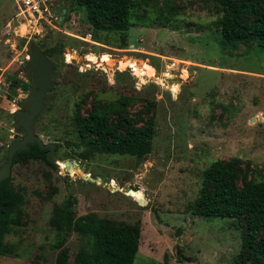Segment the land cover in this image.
<instances>
[{"label":"rangeland","instance_id":"obj_1","mask_svg":"<svg viewBox=\"0 0 264 264\" xmlns=\"http://www.w3.org/2000/svg\"><path fill=\"white\" fill-rule=\"evenodd\" d=\"M151 5L155 8L148 19L134 15L125 35L96 34L81 13L74 15L76 25L63 28L77 36L92 34L97 41L79 43L59 35L66 43L65 66L53 80L72 86L65 96L58 91L56 107L50 111L46 105L34 128L45 143L56 145L62 162L77 165L70 172L39 160L13 165L12 182L25 198L24 216L22 226L6 238L15 251L0 257V264H57L58 251L52 247L57 231L51 218L54 207L71 195L77 199V218L93 213L141 226L135 264H236L242 226L231 219L195 216L191 206L204 171L215 160L241 158L250 164L253 178L264 180V51L254 45L239 50L223 46L216 0H151ZM169 11L177 13L170 20L164 17ZM16 13L11 0H0V166L7 161L13 139L24 137L15 127L17 119L9 115L24 109L21 100L29 95L8 80L30 82L32 72L24 70L26 46L44 37ZM123 59L157 66L161 75H136L119 65ZM77 83L86 89L98 87L109 99L138 93L154 97L158 127L153 152L142 160L106 154L84 158L83 148L67 145L64 128L49 123L58 118L69 124ZM41 126L52 134H40ZM83 176L101 177L110 184L84 181ZM128 188L137 191L128 195ZM85 245L78 232L70 234L68 264H76ZM178 248L183 262L176 255Z\"/></svg>","mask_w":264,"mask_h":264},{"label":"trees","instance_id":"obj_2","mask_svg":"<svg viewBox=\"0 0 264 264\" xmlns=\"http://www.w3.org/2000/svg\"><path fill=\"white\" fill-rule=\"evenodd\" d=\"M71 1L70 12L83 14L96 34L125 35L134 25V15L148 19L147 13L155 8L151 0ZM216 3L217 26L223 46L239 50L242 45H254L264 51V0H216ZM176 15L169 11L164 17L170 20ZM50 37H44L37 44L42 45ZM72 40L83 43L78 39ZM65 47L66 43L59 39L52 49L44 50L45 55L56 63L54 78L62 75ZM153 67L159 70L157 66ZM122 76L120 73L117 77L118 84ZM8 81L15 90L21 88L26 94L33 89L32 79L29 83L16 78ZM70 86L72 84L66 81L57 83L46 100L48 110L56 107L58 91L65 96ZM73 91L77 97L71 106L69 124L53 118L49 125L64 128L67 145L83 148L84 158L106 154L128 155L142 160L153 152L158 127V102L154 97L138 93L119 94L115 99H109L102 96L103 91L98 87L86 89L79 83L73 84ZM21 105L26 108L24 99ZM44 114L38 119V124ZM9 116L17 119L13 114ZM38 132L52 134L44 126L38 127ZM49 151L41 149L38 144L32 145L28 152L15 156L13 165L39 160L58 169L59 166L49 160ZM24 200V194L15 187L12 178L0 185V257L15 251V246L6 238L15 227L22 226ZM76 203L77 199L71 195L53 210L51 225L57 231V241L52 247L58 251L57 264H68L70 249L66 244L74 231L86 241L76 257V264H135L141 245V226L100 218L93 213L77 218L74 212ZM191 210L195 216L238 222L243 228L242 245L235 263L264 264V180L253 178L249 163L241 158L213 161L203 173L198 197ZM178 260L183 262L180 258Z\"/></svg>","mask_w":264,"mask_h":264},{"label":"water","instance_id":"obj_3","mask_svg":"<svg viewBox=\"0 0 264 264\" xmlns=\"http://www.w3.org/2000/svg\"><path fill=\"white\" fill-rule=\"evenodd\" d=\"M71 0H67L65 5L71 4ZM63 5L58 13L62 11L59 24H62L63 20L68 15V9ZM35 40H38L35 37ZM59 41V34L56 33L47 39L42 45H38L35 42H32L28 49L27 55L28 60L25 65V72H32V82L33 89L27 97L24 98L26 105L25 109H17L12 112L13 115L17 117L15 124L16 128L22 129L24 132V137L19 139L15 137L13 141L8 146V158L5 163L0 166V185L11 178L12 167L14 164L15 156L20 152H28L32 145L38 144L41 149H49L48 158L50 161L56 163L59 167H65L67 172L71 171V168L76 167L77 163L72 160H66L62 162L55 153L56 145L53 143H45L41 137L37 134L34 126L36 121L41 116L42 112L46 109V100L48 98L51 90L57 86V82L53 80L54 74L56 72V63L53 59L45 55V49H52ZM161 75V73H157ZM84 181L88 182H99L105 186H109V181H104L101 177L96 179L88 176H83ZM119 190V188H114ZM135 191L131 188L127 189V194H134ZM140 204H145L144 201H140ZM177 257L184 260L185 258L181 253V250L177 249ZM188 261V260H187Z\"/></svg>","mask_w":264,"mask_h":264},{"label":"built area","instance_id":"obj_4","mask_svg":"<svg viewBox=\"0 0 264 264\" xmlns=\"http://www.w3.org/2000/svg\"><path fill=\"white\" fill-rule=\"evenodd\" d=\"M11 1L16 6V11H17L16 16L18 18H21V20L26 19L29 22V26H31L34 29H38L37 32L38 35L47 37L58 33L59 35L64 34L74 37L82 42H86V43L89 42L91 44L95 43L92 34L77 36L75 34L63 30L64 27L71 28L77 24V20L74 16L75 13H72V16L70 15L71 4L65 5V2L67 0H11ZM63 5L66 6L69 12L66 18L63 20L62 24H59L62 11L58 13V10ZM11 25L12 23L10 22L8 26L11 27ZM42 32H44V35H41ZM26 49H28L27 46Z\"/></svg>","mask_w":264,"mask_h":264},{"label":"bare ground","instance_id":"obj_5","mask_svg":"<svg viewBox=\"0 0 264 264\" xmlns=\"http://www.w3.org/2000/svg\"><path fill=\"white\" fill-rule=\"evenodd\" d=\"M68 54H69V56L71 55L70 53H68ZM119 65H124V67L132 68L133 71L135 72V74L139 75V76H148L151 78H155L157 76L155 68L147 62H143L142 66H139V64L135 60L123 59L120 61Z\"/></svg>","mask_w":264,"mask_h":264},{"label":"clouds","instance_id":"obj_6","mask_svg":"<svg viewBox=\"0 0 264 264\" xmlns=\"http://www.w3.org/2000/svg\"><path fill=\"white\" fill-rule=\"evenodd\" d=\"M41 41V40H40ZM29 57V56H28Z\"/></svg>","mask_w":264,"mask_h":264}]
</instances>
